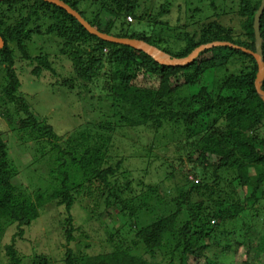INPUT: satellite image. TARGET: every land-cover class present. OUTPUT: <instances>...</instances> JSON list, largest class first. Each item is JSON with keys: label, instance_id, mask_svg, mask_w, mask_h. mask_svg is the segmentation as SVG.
<instances>
[{"label": "trees", "instance_id": "trees-1", "mask_svg": "<svg viewBox=\"0 0 264 264\" xmlns=\"http://www.w3.org/2000/svg\"><path fill=\"white\" fill-rule=\"evenodd\" d=\"M27 1L33 2L29 13L21 21L5 30L2 29L4 23H0V38L4 43L0 48V68L4 69L8 80L0 92L2 114L5 113L6 103H16L28 117L21 121L24 130L31 127L34 131H43L49 139L57 137L52 125L43 122L40 126L30 111V104L18 95L22 85L15 66L20 60L31 68L29 76L32 81L48 78V81L59 84L64 96H71L75 88L73 83L79 82L84 92H95L105 96L101 99H111V106L127 111L121 119L123 124L127 123L130 127L151 125L157 132L166 125L171 130L178 129L186 144L178 147L177 161L184 164L182 152H185L188 164L192 165L191 170L183 174L184 181L180 177L175 187L166 191L167 197L157 193L150 199L156 200L162 211L149 208L147 199H144L143 208L138 205L137 199L127 197L132 193L130 183L122 187L111 183V177L119 170L121 162L117 168L100 169L108 149L104 144L91 145L95 138L82 135L87 146L83 157L77 161L70 153L75 142L69 140L67 150L61 154H71L79 173L69 175L65 168L67 160L59 158L64 165L58 173L64 176V182L73 180L72 186L77 194L81 192L79 189L90 190L94 185L96 193L93 197L97 203L103 200L109 215L112 216L113 210H116L122 219L128 220L129 230L134 234L131 240H122L119 246L115 245L113 251L92 258H83L69 249L66 264H155L134 255L135 249L140 246L151 257L168 248V264H214L209 255L214 232L226 236L229 241L226 248H232L233 253L247 247V258L242 264H264V235L256 231L262 224L253 219L260 215H255V212L245 230L237 229L242 214L249 209L254 210L251 202L260 203L262 198L258 199L257 194L264 189V101L256 90L259 67L254 57L230 46H219L200 52L189 64L162 65L143 51L110 43L90 34L65 9L43 0H2L0 8L4 5L13 8L15 4ZM62 1L102 33L141 40L174 59H186L199 47L215 42H230L255 51L254 20L263 0H242L243 22L239 35L232 34L217 21L209 25L193 21L188 27L172 28L168 21L151 15L138 0H111L109 5L107 1L98 5V0H91L90 6L83 0ZM215 1L211 0L213 8H216ZM82 3L92 7V10H81L79 6ZM97 5L100 9L94 12L93 6ZM178 9L182 12L181 7ZM190 13L191 9H186L187 18L193 19L192 15L188 16ZM105 17L109 20L104 25ZM128 17L140 25L149 23L147 29L150 32L128 33L133 25ZM260 25L264 51V14ZM173 32L177 34L171 39L168 35ZM35 38L41 40L37 52H33L35 49L30 46ZM52 43L55 48L50 45ZM64 59L72 64L75 72L73 79H59L61 73L57 71V65L64 64ZM236 62L241 71L229 74L228 65L235 66ZM217 71L221 83H215L216 86L210 89H198L202 77L208 73L214 75ZM194 89L196 93L182 97L183 92ZM100 140L105 144L112 141L104 136H100ZM223 172L230 177H224ZM190 174L196 177V182L189 180ZM177 175L181 173L172 168L167 180L176 179ZM14 178L6 143L0 136V253L1 250L5 252L8 264H21L22 256H19L15 244H2L4 225L16 223V235L23 236L26 227L37 219L43 201L39 196L34 204L25 197L21 198V195L17 196ZM148 189L157 192V189ZM239 190H246L249 195L241 197ZM52 195V198L62 200L61 203L64 202L70 211L74 202L70 187L64 185ZM153 214H157L155 220L152 219ZM186 214L189 217L182 226L180 220ZM142 217L152 222L147 224L140 219ZM143 223L146 225L143 226ZM66 232L67 243L71 244L75 237L71 234L72 230ZM233 238L239 240L232 242ZM35 259L39 264H50L44 256Z\"/></svg>", "mask_w": 264, "mask_h": 264}, {"label": "rangeland", "instance_id": "rangeland-1", "mask_svg": "<svg viewBox=\"0 0 264 264\" xmlns=\"http://www.w3.org/2000/svg\"><path fill=\"white\" fill-rule=\"evenodd\" d=\"M85 1L90 6L91 0H83V2ZM98 1V5L104 1H107L108 5L111 3V0ZM138 1L142 7H147L146 10L151 15L168 21L172 28L185 25L188 27V24H192L193 21L207 25L217 21L224 28L230 30L232 34L239 35L242 33L243 17L240 8L242 0H216V8L211 7V0ZM32 2L17 3L13 8L7 5L0 8V23H4L2 29L5 30L8 26L13 27L18 21H21L29 13ZM86 3H82L79 6L80 9L92 10V7H88ZM98 5L97 7L93 6L94 12L100 9ZM180 7L182 12L178 9ZM186 9H191L192 14L190 13L188 16L191 17L192 15L193 19L187 18ZM105 18L104 25L109 20L108 17ZM131 24L133 25L128 33L132 31L150 32L147 29L149 23L140 25L133 20ZM176 34L177 32H173L168 36L174 39ZM40 41L35 38L30 45L31 49H35L33 52L38 51L41 46L38 43ZM50 45L52 48L56 47L53 43ZM47 51L49 53L48 49ZM17 55L20 56L19 53ZM207 56H211V54ZM64 60V64L57 65V71L61 73L59 79H73L75 72L72 64L70 61ZM236 60L237 58H235ZM18 62L15 69L18 71L22 85L18 93L19 97L26 99L30 104V111L33 117L39 121L40 126L44 124L43 122L52 125L57 137L49 139L43 131H34L31 127L24 130L21 121L27 120L28 117L18 109L16 103L9 102L4 105L5 113L0 117V136L6 143L8 160L15 172L13 180L16 188L15 193L34 204L37 203L40 196L43 205L39 207L37 219L29 227H26L23 236L16 235L18 231L16 223L12 226L5 224V236L2 244H15L19 256H22L21 264H39L38 259H35L37 256L46 257L50 264H66L65 257L69 249L76 255H82L83 258L88 256L92 258L111 252L115 245L119 246L122 243V240L127 241L133 238L134 232L129 230L130 222L122 219L116 210H113L112 216L109 215L107 205L103 200L97 203L93 197V193H96L94 185L90 190L79 189L81 192L77 194L75 187L72 186L73 180H67L65 183L64 176L58 173L60 167L64 165L63 161L58 159L67 160L65 168L69 175L79 173V170L75 169L72 158L75 157L79 161L83 157L87 142L82 135H90L95 138L91 141V145L93 143L98 146L104 144L108 148L100 169L117 168V164L121 162L119 170L111 177V183L119 187L130 183L132 193L127 195L128 198L137 199L138 205L143 208L144 199H147L149 208L162 211L159 209V203L150 199L157 193L167 197L166 191L173 189L180 177L183 182V174L191 170L192 165L187 162V153L182 152L184 164L177 161L178 147L185 145L186 141L183 137L181 138L178 129L171 130V127H167V125L157 132L151 125L130 127L127 123L123 124L121 119L127 111L111 106V99H101L105 96H99L95 92L92 94L84 92L83 87H79V82L73 83L75 88L71 96H64L59 84L48 81V78L43 77L37 82L32 81L29 76L31 68L20 60ZM228 69L229 74L241 71L238 62L235 66L228 65ZM217 73L218 71L213 73L214 75L208 73L202 77L198 89L202 87L210 89L211 86H216L215 83H221ZM51 83L54 85L51 86ZM7 84L6 73L3 68H0V92ZM193 93H196V89L183 92L182 97ZM100 136H104L105 139L111 138L112 141L105 144L100 140ZM69 140L72 143L75 142L74 150L72 149L70 152L73 153L72 158L69 153L64 156L61 154L67 150ZM172 168L178 170L181 175H177L176 179L167 180ZM222 175L230 177V174L224 172ZM189 180L196 182V177L190 174ZM86 184H89L87 180ZM237 184L238 182L235 183V186ZM64 185L71 188V194L74 197L70 211L67 210L64 202L61 203L62 200L52 198V194L63 189ZM148 187L153 190L157 189V192L149 191ZM240 194L241 197H247L249 192L242 190ZM257 198H262L260 203L251 202L254 210L250 211L249 209L242 214L237 229L239 231L245 230L251 222L252 214L256 212L255 215L258 213L260 217L257 218L256 216L253 219L262 224L259 225L260 229H256V231L264 235V220H262V218L264 219V189L263 192H258ZM156 217L157 214L152 215L153 220ZM188 217L186 214L180 220L182 226ZM140 219L144 220V217ZM144 221L147 224L152 222L148 218ZM142 225L145 226L146 224L143 223ZM115 227L120 229L117 230ZM68 230H72L71 234L75 237L71 244L67 243L66 240V231ZM225 237L220 232L212 234V248L209 251L211 260L215 261L214 264H242L247 258V247H241L233 253L232 248H226L229 241ZM235 240H239V238H233L232 242ZM231 245L235 244L231 243ZM167 252L168 248H163L154 257H151L146 254L145 248L140 246L135 249L134 255L142 256L155 264H168ZM0 264H8L3 250L0 253Z\"/></svg>", "mask_w": 264, "mask_h": 264}, {"label": "water", "instance_id": "water-1", "mask_svg": "<svg viewBox=\"0 0 264 264\" xmlns=\"http://www.w3.org/2000/svg\"><path fill=\"white\" fill-rule=\"evenodd\" d=\"M43 1L54 4L56 6H59L65 9L70 15L74 16L90 34L97 36L98 38L108 41L110 43L126 45L129 47L135 48L137 50L143 51L147 53L148 55H150L151 57H153L156 60V62L162 65L177 66V65L189 64L192 60H194L200 54V52L207 50V49H212L214 47H219V46H230V47L242 50L243 52L253 56L258 64L259 71L257 74L255 84H256V90L258 94L264 101V90L262 89V85L264 82V51H263V40H262L261 29H260L261 17L264 14V0L262 1V4L254 20V30H255V37H256V43H255L256 50L255 51H251L245 48L235 46L234 44L230 42H215L212 44L203 45L199 47L186 59H174L169 54L165 53L164 51L141 40L130 39V38H117V37L102 33L96 28L92 27V25H90L89 22H87L77 11L72 9L64 1H61V0H43ZM3 44L4 43L2 39L0 38V48L3 47Z\"/></svg>", "mask_w": 264, "mask_h": 264}, {"label": "clouds", "instance_id": "clouds-1", "mask_svg": "<svg viewBox=\"0 0 264 264\" xmlns=\"http://www.w3.org/2000/svg\"><path fill=\"white\" fill-rule=\"evenodd\" d=\"M0 1H2V0H0ZM129 18V17H128ZM132 18V17H131ZM129 22H131V21H133V19L130 21V20H128ZM3 41V40H2ZM1 115H2V113H1V110H0V117H1Z\"/></svg>", "mask_w": 264, "mask_h": 264}, {"label": "built area", "instance_id": "built-area-1", "mask_svg": "<svg viewBox=\"0 0 264 264\" xmlns=\"http://www.w3.org/2000/svg\"><path fill=\"white\" fill-rule=\"evenodd\" d=\"M128 20H130V21H131V20H132V18H131V17H129V18H128Z\"/></svg>", "mask_w": 264, "mask_h": 264}]
</instances>
